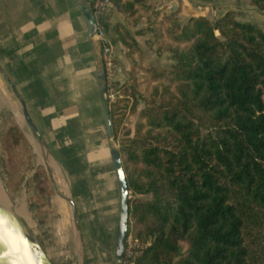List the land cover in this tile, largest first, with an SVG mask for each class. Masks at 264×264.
I'll list each match as a JSON object with an SVG mask.
<instances>
[{
    "label": "trees",
    "instance_id": "trees-1",
    "mask_svg": "<svg viewBox=\"0 0 264 264\" xmlns=\"http://www.w3.org/2000/svg\"><path fill=\"white\" fill-rule=\"evenodd\" d=\"M111 2L137 20L144 0ZM249 3L264 11V0ZM114 29L137 45L122 24ZM168 31L182 46L167 48V68L147 69L166 82L147 97L128 87L130 112L144 101L132 136L118 138L109 103L131 192L128 232L149 242L137 263L264 264V30L227 11L183 26L173 18Z\"/></svg>",
    "mask_w": 264,
    "mask_h": 264
},
{
    "label": "crops",
    "instance_id": "crops-1",
    "mask_svg": "<svg viewBox=\"0 0 264 264\" xmlns=\"http://www.w3.org/2000/svg\"><path fill=\"white\" fill-rule=\"evenodd\" d=\"M106 1L111 6L104 23L114 41V27L124 18ZM155 1L164 10L180 9V18L197 10L192 0ZM94 30L87 1L81 6L77 0H0V60L50 150L55 184L74 202L84 264H119L118 184L100 105L101 48ZM8 197L14 216L53 264H79L66 201L55 192L41 201L22 185ZM99 242L108 250H100Z\"/></svg>",
    "mask_w": 264,
    "mask_h": 264
},
{
    "label": "rangeland",
    "instance_id": "rangeland-1",
    "mask_svg": "<svg viewBox=\"0 0 264 264\" xmlns=\"http://www.w3.org/2000/svg\"><path fill=\"white\" fill-rule=\"evenodd\" d=\"M192 3L197 9L193 16L202 15L214 21L225 12L232 11L236 20L255 23L264 30V11L251 6L249 0H192ZM179 11L180 9L166 8L164 10L159 7L157 1L144 0L142 5H138L137 20H127L120 12L124 22L119 24L128 30L137 45L131 48L126 47L116 34L115 40H111L113 64L107 67L103 58L100 57L101 73L103 72L106 76V99L108 104H114L112 107L115 111L114 116L120 120L118 138L126 137L128 132L129 136L133 135L139 111L144 107V101L139 100L135 112H130L133 99L126 95L130 91L128 87L135 86V97L139 94L147 97L153 86L160 87L166 82L165 79L153 78L152 73L147 69L160 71L167 68L173 62L167 48L182 46L171 41L168 31L173 18L179 26L187 22L189 17H178ZM169 15L173 18H168ZM4 67L8 72L6 66ZM173 88L174 86L171 87L172 90ZM118 100L124 101L118 102ZM110 140V147L119 149V141L112 136ZM31 141L32 134L24 122L18 101L0 71V185L3 189L1 198L5 205L10 206L6 195L13 193L21 185L31 187L40 195L41 201L45 195L54 192L45 166L39 154L35 152V146ZM108 221L109 219L105 217L102 222L106 225ZM88 233L91 236L89 231ZM179 246L181 253L186 250L185 243L181 242ZM106 247L108 248L106 242L98 243L100 250L107 251Z\"/></svg>",
    "mask_w": 264,
    "mask_h": 264
},
{
    "label": "water",
    "instance_id": "water-1",
    "mask_svg": "<svg viewBox=\"0 0 264 264\" xmlns=\"http://www.w3.org/2000/svg\"><path fill=\"white\" fill-rule=\"evenodd\" d=\"M86 1L87 0H77V3L81 6H85ZM0 71L10 85L12 94L18 101L24 122L32 134L33 145L36 147L37 153L45 166L47 176L55 194L66 201L70 207L71 221L77 242L79 264H84L81 233L74 202L70 197L63 194L55 184L52 174L54 170V161L50 150L37 125L33 121L23 97L1 62ZM98 82L100 86L99 98L104 128L106 135L111 137L112 125L109 104L105 95L106 76L103 72L99 75ZM110 157L118 184V222L115 234L114 257L119 262L123 256L125 237L128 230L129 216L127 200L130 195L119 150L112 148L110 150ZM2 193L3 189L0 185V264H53L33 234L14 216L10 206L3 203V199L1 198ZM6 197L9 201V197L7 195Z\"/></svg>",
    "mask_w": 264,
    "mask_h": 264
},
{
    "label": "built area",
    "instance_id": "built-area-1",
    "mask_svg": "<svg viewBox=\"0 0 264 264\" xmlns=\"http://www.w3.org/2000/svg\"><path fill=\"white\" fill-rule=\"evenodd\" d=\"M87 5L94 21L93 37L99 43L101 48V57L107 67L113 64V44L110 36L105 30L104 17L111 6L106 0H87ZM149 242H141L131 232L125 237L123 256L119 260V264H138L137 260L143 255L145 248Z\"/></svg>",
    "mask_w": 264,
    "mask_h": 264
},
{
    "label": "bare ground",
    "instance_id": "bare-ground-1",
    "mask_svg": "<svg viewBox=\"0 0 264 264\" xmlns=\"http://www.w3.org/2000/svg\"><path fill=\"white\" fill-rule=\"evenodd\" d=\"M34 150H35V152L37 153V149H36V147H34Z\"/></svg>",
    "mask_w": 264,
    "mask_h": 264
}]
</instances>
